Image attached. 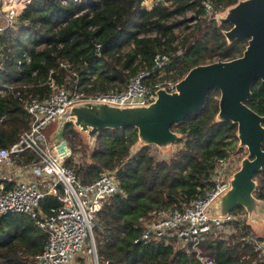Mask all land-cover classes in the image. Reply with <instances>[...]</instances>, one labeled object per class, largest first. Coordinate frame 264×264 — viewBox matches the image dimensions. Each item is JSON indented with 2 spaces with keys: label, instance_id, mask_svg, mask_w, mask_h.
<instances>
[{
  "label": "trees",
  "instance_id": "obj_1",
  "mask_svg": "<svg viewBox=\"0 0 264 264\" xmlns=\"http://www.w3.org/2000/svg\"><path fill=\"white\" fill-rule=\"evenodd\" d=\"M147 1L31 0L24 5L17 22L0 32V147H10L30 129L28 105L55 91L50 78L58 87L91 96L123 91L132 76L150 71L146 83L154 89L158 82L181 81L196 66L239 58L249 44L248 38L229 40L226 33L233 24L216 18L244 0H154L151 7ZM206 2L213 6L211 13ZM190 10L195 15L188 25ZM164 51L171 60L159 76V70L153 71L154 56ZM220 97L218 88L211 89L200 111L173 126L181 146L168 158L159 157L151 142L135 148L141 137L136 126L102 127L91 144L72 122L64 124L61 138L70 152L63 161L77 178L87 184L111 172L118 182V191L97 214L99 264H201L176 237L143 239L142 234L155 210H183L211 189L220 159L248 154L239 145L238 124L219 115ZM246 104L264 117V80L253 83ZM57 129L53 122L44 134L50 137ZM38 159L26 150L13 165ZM15 177L0 178V188L12 189ZM254 180L252 194L264 201V168ZM61 205L52 194L41 202L44 212ZM240 212L242 206L232 210L233 215ZM246 218L235 216L206 236V250L216 264H264V255L249 239L253 234L263 241L264 235L254 232ZM47 237L27 214L0 215V264H32ZM78 264L92 263L81 259Z\"/></svg>",
  "mask_w": 264,
  "mask_h": 264
},
{
  "label": "built area",
  "instance_id": "obj_2",
  "mask_svg": "<svg viewBox=\"0 0 264 264\" xmlns=\"http://www.w3.org/2000/svg\"><path fill=\"white\" fill-rule=\"evenodd\" d=\"M30 2L31 0H0V32L13 26L23 6ZM205 7L210 13L214 10L209 2L205 3ZM97 49H102L101 43L97 44ZM180 53L181 50L178 51ZM25 59L30 61L26 55ZM170 60L169 52L156 53L153 71L159 70V76L163 75ZM218 61L222 60L214 62ZM2 67L0 59V68ZM149 75L150 71H140L130 78L123 91L91 96L58 87L54 79L50 78V85L55 91L44 100H34L28 105V112L32 116L30 129L10 147H0V178H7L11 174L17 178L12 189L6 190L4 185L0 188V215L9 212L27 214L48 235L43 252L35 257L32 264H73L80 252L83 256L92 258V264H99L94 236L97 214L105 201L119 188L115 175L111 172H104L93 182L83 184L73 169L64 164V157L59 153L61 142L52 143L44 134L45 128L53 122L60 125L76 123L78 119L72 111L77 106L103 104L121 109L150 108L156 103L159 92L178 93L180 81L165 80L156 83L152 89L146 83ZM26 150H32L39 158L30 164L35 179H28L23 174L25 166H19L17 170L10 169L15 157ZM230 166L231 160L220 159L214 186L183 210H155L151 219L146 222L142 238L176 237L180 248L191 252L201 264H216L206 250L205 240L209 233L223 228L235 218L231 213L213 212L214 206L233 188L235 172L229 169ZM2 169L5 170L4 173ZM42 186H46V189ZM47 194L58 196L62 205L44 212L41 202ZM249 239L254 243L255 249L264 255V240H257L253 234Z\"/></svg>",
  "mask_w": 264,
  "mask_h": 264
},
{
  "label": "water",
  "instance_id": "obj_3",
  "mask_svg": "<svg viewBox=\"0 0 264 264\" xmlns=\"http://www.w3.org/2000/svg\"><path fill=\"white\" fill-rule=\"evenodd\" d=\"M228 20L233 24L226 33L229 40L249 39L241 57L192 68L180 81L178 93L159 92L149 116L140 113L132 120L112 116L94 119L99 129L136 126L141 135L153 144L174 142L177 135L172 130L173 126L200 111L209 91L218 88L221 91L219 115L223 120L238 124L240 143L249 151V158L235 174L231 197L229 195L235 206L240 195H252L256 188L254 178L264 168V117L246 104L253 83L264 80V0L240 2L233 7ZM68 152L70 149L63 141L59 145V153L64 157Z\"/></svg>",
  "mask_w": 264,
  "mask_h": 264
},
{
  "label": "rangeland",
  "instance_id": "obj_4",
  "mask_svg": "<svg viewBox=\"0 0 264 264\" xmlns=\"http://www.w3.org/2000/svg\"><path fill=\"white\" fill-rule=\"evenodd\" d=\"M149 3L150 4L154 3V0H149L147 3H145L146 6ZM232 9L233 8H228L227 10H225L223 12H218L217 15H216V18H218V20H223V19H227V18L229 19L231 17V15H232ZM194 15H195L194 11L193 10H190L189 13H188V15L186 16L187 18L191 19V20H189L190 22L188 23V25L191 24V22H192V16H194ZM151 34H153V33H151ZM128 51H129V48L123 50L122 51L123 55L125 54V52H128ZM88 108H91L90 113H88L87 111H86V113L85 112L82 113V116H81L82 119L79 120V124H77V126H76L75 123H74L75 128L78 131H80L85 136V138L88 137V133L86 131L81 130V127H84L85 126V123L82 122V120H84L85 118H89L88 120H90V119L95 118V115L96 116H100V113H101L103 116H114L116 118L130 119V120H132V119L137 118L140 113L144 114L145 116H149L151 114L152 109H153V105L150 108H137V109H128V108L121 109V108H115V109H113V108H110L107 105H103V104H92ZM75 110H73V111H75ZM94 123H95V121H94ZM57 126L60 129V124L57 123ZM60 137H61V135L59 136V138ZM139 142H141L140 144H144V143H149L150 141L146 137L141 136ZM239 145L241 146V143L240 142H239ZM157 146H158V149H157L158 156L161 157V158H168V157H170L172 155V153H174L175 151L178 150V148L181 146V144L176 143L175 141L174 142L170 141V142L163 143V144H160V145H157ZM138 147H139V143L136 145L135 148H138ZM247 157H249V152H248V154L244 158L247 159ZM244 158L241 159V158H238L237 157L235 160H233V161L231 160L232 161L231 164L232 165H235V164L237 165L238 162L244 163V160H245ZM6 167L9 168L10 166H6ZM229 169H231V167H229ZM4 171L5 170L2 169V173H4ZM23 174L28 179L32 178L31 176H29L28 173H26V171L23 172ZM10 178H13V177H10ZM252 197L253 196L250 195V194H248V195H240L236 199V202L235 203H236V205L238 204V205L242 206L243 211H244L245 207L248 208V209H250V210H252L253 207L256 205L255 201H254L255 204H253V202H252L253 201V198ZM228 198L230 199V197H228ZM232 205H234V203ZM240 213L243 214V215H245V214L247 215V213H245V211L244 212H240ZM240 213H238L236 215V218L241 215ZM254 227L257 228V226H255V224H254ZM79 259L80 260L81 259H86L89 263L90 262L92 263V258H90L89 256H83L82 253L80 252V254L77 257V260L73 264H78V262L80 261Z\"/></svg>",
  "mask_w": 264,
  "mask_h": 264
},
{
  "label": "crops",
  "instance_id": "obj_5",
  "mask_svg": "<svg viewBox=\"0 0 264 264\" xmlns=\"http://www.w3.org/2000/svg\"><path fill=\"white\" fill-rule=\"evenodd\" d=\"M148 2V1H147ZM147 2H145V3H147ZM153 4V3H152ZM152 4H147V6L148 7H151L152 6ZM108 106V105H107ZM108 107H110V108H113V107H111V106H108ZM76 109V110H75ZM74 110L75 111H72V114H74L75 116H77V122L75 123V125L77 126V124H79V120L80 119H82V113H86V111L88 112V113H90V110H91V108L89 109L88 107H79V106H77L76 108H75ZM113 109H115V108H113ZM95 115V114H94ZM95 117H97V118H105L106 116H103L101 113H100V116H96L95 115ZM112 117H114V116H112ZM89 118H85L84 120H82V122H84L85 123V126L84 127H81V130H83V131H86L87 133H88V138H89V141H90V143L92 144L93 142H94V140H95V137H96V134L98 133V131L100 130L99 129V126H97V124H96V121H95V119L93 118V119H90V120H88ZM94 121H95V123H94ZM74 124V123H73ZM81 125V124H80ZM62 126V127H61ZM63 126H64V124H62V125H60V129L58 128L57 130H56V132H54L53 134H51L50 135V137H48V139H50L51 140V142L52 143H55V142H60L61 141V143H62V138L60 137L59 138V136L61 135V132H62V128H63ZM142 136V135H141ZM140 141V140H139ZM60 143V144H61ZM139 143V146L141 145L140 143L141 142H138ZM137 143V144H138ZM69 153V152H68ZM247 158H249V157H247ZM63 159V158H62ZM244 159H246V158H244ZM235 160V159H234ZM232 162V161H231ZM29 165V166H28ZM28 165H22V166H25L26 168L24 169V170H26V173H28L29 174V176H31L32 177V179H35V174L33 173V169H32V167H31V165L30 164H28ZM236 165V164H235ZM235 165H232L231 164V169L235 172V174H236V172L241 168V166L243 165V163H241V162H238L237 163V165L235 166ZM18 167L19 166H16V165H12L11 167H10V169L11 168H15L16 170L18 169ZM9 177H15L14 176V174H11V175H9ZM15 180H16V177L14 178ZM43 188H44V190L46 189V186H42ZM230 192H231V190L228 192V194L223 198V199H221L219 202H218V204L217 205H215L214 206V208H213V212H217V211H219V212H221V213H231L232 214V210L233 209H235L237 206H240V205H235V206H233L232 204V202H231V200L230 199H228V197H229V195H230V197H231V194H230ZM252 198H253V204H255L256 203V205L253 207V209L252 210H250V209H248V208H246L245 207V209H244V211H245V213H247V215H246V222H247V224H249L252 228H253V231L254 232H256V233H258V234H261V235H264V201H262V200H260V199H257L256 197H254V195L252 194ZM254 201H255V203H254ZM250 210V211H249ZM243 211V212H244ZM241 214V213H240ZM233 215V214H232ZM234 216H236V215H234ZM254 224H255V226H257V228H255L254 227Z\"/></svg>",
  "mask_w": 264,
  "mask_h": 264
},
{
  "label": "bare ground",
  "instance_id": "obj_6",
  "mask_svg": "<svg viewBox=\"0 0 264 264\" xmlns=\"http://www.w3.org/2000/svg\"><path fill=\"white\" fill-rule=\"evenodd\" d=\"M90 109V108H89ZM229 199V198H228Z\"/></svg>",
  "mask_w": 264,
  "mask_h": 264
}]
</instances>
